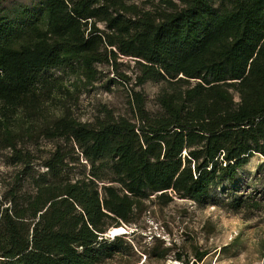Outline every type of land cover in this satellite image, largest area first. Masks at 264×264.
<instances>
[{
	"label": "trees",
	"instance_id": "16d2710c",
	"mask_svg": "<svg viewBox=\"0 0 264 264\" xmlns=\"http://www.w3.org/2000/svg\"><path fill=\"white\" fill-rule=\"evenodd\" d=\"M145 1L0 0V155L20 166L0 197V264H110L129 246L106 234L153 194L264 213V180L239 174L264 155V0ZM124 57L136 85H163L159 109L131 88L132 116L78 119L99 66Z\"/></svg>",
	"mask_w": 264,
	"mask_h": 264
},
{
	"label": "rangeland",
	"instance_id": "374dc122",
	"mask_svg": "<svg viewBox=\"0 0 264 264\" xmlns=\"http://www.w3.org/2000/svg\"><path fill=\"white\" fill-rule=\"evenodd\" d=\"M179 1V0H177ZM140 6L149 7L145 0H138ZM103 27V26H102ZM118 71L127 78H121L109 65H101L103 72L93 85L83 88L74 115L82 121H93L107 108L115 115L132 116L130 89L142 91L146 97V108L150 112L159 109L157 96L161 83L147 81L136 85L137 65L130 57L119 59ZM44 149L54 143L42 141ZM6 152L0 155V197L15 184L20 166L10 164ZM264 155L254 154L240 169L241 179L251 185L249 190H263ZM44 171L45 168L34 167ZM226 182L214 188L213 195H221ZM31 189L28 181L24 190ZM126 233L119 234L128 244V253L115 258L110 264H185L176 257L182 255L193 259L198 251L209 252L198 264H264V213L258 211L249 219L242 214L228 211L214 204H204L191 199L175 197L172 201H158L156 194L145 200L143 209L136 211L130 223L122 224ZM113 227L110 228V232ZM111 238L115 236L110 235Z\"/></svg>",
	"mask_w": 264,
	"mask_h": 264
},
{
	"label": "bare ground",
	"instance_id": "6f19581e",
	"mask_svg": "<svg viewBox=\"0 0 264 264\" xmlns=\"http://www.w3.org/2000/svg\"><path fill=\"white\" fill-rule=\"evenodd\" d=\"M113 231V233H119V234H122V232L126 231V228L120 226V227H117V228H113L111 229Z\"/></svg>",
	"mask_w": 264,
	"mask_h": 264
},
{
	"label": "water",
	"instance_id": "95a60500",
	"mask_svg": "<svg viewBox=\"0 0 264 264\" xmlns=\"http://www.w3.org/2000/svg\"><path fill=\"white\" fill-rule=\"evenodd\" d=\"M120 226H122V225H120ZM120 226H116V227H120ZM114 228V227H113ZM122 233H126L125 231L124 232H122ZM106 235H112V236H117V235H119V233H113V231H108V233L106 234Z\"/></svg>",
	"mask_w": 264,
	"mask_h": 264
}]
</instances>
